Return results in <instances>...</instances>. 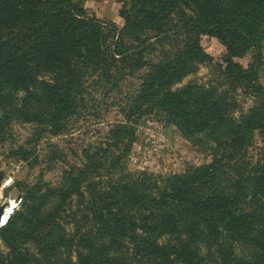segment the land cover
Returning <instances> with one entry per match:
<instances>
[{"label": "trees", "instance_id": "obj_1", "mask_svg": "<svg viewBox=\"0 0 264 264\" xmlns=\"http://www.w3.org/2000/svg\"><path fill=\"white\" fill-rule=\"evenodd\" d=\"M191 2L195 21L172 28L154 1L136 7L137 23L171 54L151 66L126 121L84 148L60 186L27 188L23 209L0 227L8 249L0 264H264V0ZM200 34L226 47L217 81L171 89L196 62L212 60ZM143 43L128 44L72 0H0V141L14 117L58 133L84 105L90 78L109 82L148 65ZM248 48L253 62L242 68L233 57ZM238 87L253 99L247 109L237 107ZM158 111L209 159L179 173L127 172L131 124Z\"/></svg>", "mask_w": 264, "mask_h": 264}, {"label": "rangeland", "instance_id": "obj_2", "mask_svg": "<svg viewBox=\"0 0 264 264\" xmlns=\"http://www.w3.org/2000/svg\"><path fill=\"white\" fill-rule=\"evenodd\" d=\"M72 1L85 15L115 25L128 44L150 43L151 47L145 54L148 65L109 82L99 77L90 78L85 83L84 105L77 107L78 113L64 122L58 133L39 134L35 123L17 117L11 120L0 141V207L10 206V216L14 211L23 209L27 188L35 185L60 186L68 170L82 165L84 148L105 143L110 138L114 126L126 121L125 112L135 105L143 78L150 73L151 66L164 62L171 54L170 44L157 43L151 39L154 32L137 23L135 9L142 0ZM152 1L156 5L154 11L159 14L165 27L172 28L174 24L180 27L184 21H195L197 18V10L191 0ZM198 44L212 60L196 62L194 71L174 83L171 89L182 88L190 82L215 84L217 81L216 63H223L225 45L217 36L208 34H200ZM253 57V49L248 48L233 57V61L247 68L253 62ZM258 62L257 93L264 96V41ZM247 93L249 91L244 92L243 87L236 88L233 95L239 109L253 105V99ZM131 125L135 129L134 140L124 160L126 171L131 174L179 173L189 164H201L209 159L175 125H170L159 111L146 113ZM257 139L259 144H263L258 135ZM0 251L8 252L1 239ZM203 251L206 252L204 246ZM237 251L240 255L246 254L241 246L237 247Z\"/></svg>", "mask_w": 264, "mask_h": 264}, {"label": "bare ground", "instance_id": "obj_3", "mask_svg": "<svg viewBox=\"0 0 264 264\" xmlns=\"http://www.w3.org/2000/svg\"><path fill=\"white\" fill-rule=\"evenodd\" d=\"M10 212H11V207L10 206L6 207V205H3V206L0 207V223L6 222Z\"/></svg>", "mask_w": 264, "mask_h": 264}, {"label": "water", "instance_id": "obj_4", "mask_svg": "<svg viewBox=\"0 0 264 264\" xmlns=\"http://www.w3.org/2000/svg\"><path fill=\"white\" fill-rule=\"evenodd\" d=\"M169 131H170V128H169ZM11 214V213H10ZM10 214H9V216H10ZM9 216H8V218H9ZM8 220V219H7ZM6 220V221H7ZM6 222H4V223H0V226H3L4 224H5Z\"/></svg>", "mask_w": 264, "mask_h": 264}]
</instances>
